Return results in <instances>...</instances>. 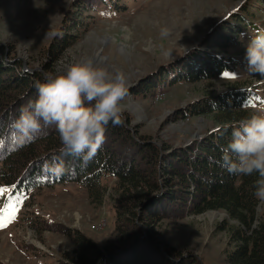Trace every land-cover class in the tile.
<instances>
[{
	"label": "rangeland",
	"instance_id": "1",
	"mask_svg": "<svg viewBox=\"0 0 264 264\" xmlns=\"http://www.w3.org/2000/svg\"><path fill=\"white\" fill-rule=\"evenodd\" d=\"M236 13L239 18H233ZM228 23L225 33L232 27L240 31L234 35L239 42L221 53L235 61L233 71L211 81L168 83L149 97L139 95L142 81L189 54L218 24ZM259 28H264V0H0V46L22 59L26 72L60 75L87 59L123 72L128 93L122 116L129 127L138 137L173 148L216 128L211 115L184 120L179 113L207 95L243 86L256 93L252 112L264 109V76L250 73L246 60L247 44ZM67 35L75 37L74 44L55 60L50 45ZM105 185L98 202L86 188L65 183L33 190L12 217L2 214L0 206V221L10 219L0 227V264L66 263L76 245L61 229L81 231L102 250L116 242L120 195L115 180L107 179ZM208 212L166 219L153 230L162 244L195 256L200 264H227L229 234L218 227L228 217L223 211ZM42 222L57 227L32 228Z\"/></svg>",
	"mask_w": 264,
	"mask_h": 264
},
{
	"label": "trees",
	"instance_id": "2",
	"mask_svg": "<svg viewBox=\"0 0 264 264\" xmlns=\"http://www.w3.org/2000/svg\"><path fill=\"white\" fill-rule=\"evenodd\" d=\"M228 25L218 24L189 54L162 65L141 82L139 95L149 97L168 83L211 81L233 71L235 61L221 53L239 42V35H234L240 31L232 27L225 33ZM73 41V35L58 36L49 53L58 60ZM46 75L49 71L26 72L23 60L0 46V188L9 189L0 195L2 214L10 212L12 217L33 190L65 183L86 188L98 202L106 192L105 180L112 179L120 195L116 242L102 250L81 231L61 229L76 245L64 264H200L195 256L162 244L153 229L166 219L208 211H223L228 217L218 227L229 234L227 264H264V206L253 195L258 177L232 174L224 161L233 126L254 114L255 91L235 86L182 108V119L211 115L217 126L175 148L138 137L122 116L123 124L110 122L105 142L85 161L64 150L54 124L42 125V133L33 138L23 137L14 127L21 108L37 98L35 85L46 82ZM56 167L63 169L61 174L53 171ZM55 227L45 222L32 225L39 231Z\"/></svg>",
	"mask_w": 264,
	"mask_h": 264
},
{
	"label": "clouds",
	"instance_id": "3",
	"mask_svg": "<svg viewBox=\"0 0 264 264\" xmlns=\"http://www.w3.org/2000/svg\"><path fill=\"white\" fill-rule=\"evenodd\" d=\"M246 60L250 73L264 76V28L250 37ZM45 79L36 83L37 98L21 108L14 127L23 137L33 138L42 133V125L54 124L64 150L90 160L105 142L109 123L123 124L122 102L128 93L125 74L87 59ZM224 161L232 174L257 175L253 195L264 206V109L233 126ZM53 171L59 175L63 169Z\"/></svg>",
	"mask_w": 264,
	"mask_h": 264
},
{
	"label": "snow or ice",
	"instance_id": "4",
	"mask_svg": "<svg viewBox=\"0 0 264 264\" xmlns=\"http://www.w3.org/2000/svg\"><path fill=\"white\" fill-rule=\"evenodd\" d=\"M9 191V189L6 188H0V195H2L3 193ZM14 216V213H13ZM10 222L9 218L4 219L3 221H0V227H5L7 225V223Z\"/></svg>",
	"mask_w": 264,
	"mask_h": 264
},
{
	"label": "water",
	"instance_id": "5",
	"mask_svg": "<svg viewBox=\"0 0 264 264\" xmlns=\"http://www.w3.org/2000/svg\"><path fill=\"white\" fill-rule=\"evenodd\" d=\"M213 212V211H212ZM208 214H210V212H208Z\"/></svg>",
	"mask_w": 264,
	"mask_h": 264
}]
</instances>
